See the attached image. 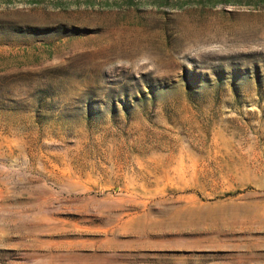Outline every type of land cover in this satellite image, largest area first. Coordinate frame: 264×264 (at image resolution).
<instances>
[{"label":"rangeland","instance_id":"rangeland-1","mask_svg":"<svg viewBox=\"0 0 264 264\" xmlns=\"http://www.w3.org/2000/svg\"><path fill=\"white\" fill-rule=\"evenodd\" d=\"M0 264H264V0H0Z\"/></svg>","mask_w":264,"mask_h":264}]
</instances>
